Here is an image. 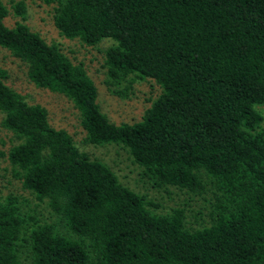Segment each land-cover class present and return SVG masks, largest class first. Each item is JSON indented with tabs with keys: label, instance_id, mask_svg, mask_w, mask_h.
Wrapping results in <instances>:
<instances>
[{
	"label": "trees",
	"instance_id": "1",
	"mask_svg": "<svg viewBox=\"0 0 264 264\" xmlns=\"http://www.w3.org/2000/svg\"><path fill=\"white\" fill-rule=\"evenodd\" d=\"M36 1L60 36L111 41L105 87L123 97L147 84L138 119L110 122L82 65L22 22L21 2L12 6L21 21L6 26L0 0V47L35 87L70 101L85 143L119 146L153 187L199 196L207 214L193 225L182 206L151 211L0 66L11 175L56 219L0 196V264H264V0Z\"/></svg>",
	"mask_w": 264,
	"mask_h": 264
},
{
	"label": "rangeland",
	"instance_id": "2",
	"mask_svg": "<svg viewBox=\"0 0 264 264\" xmlns=\"http://www.w3.org/2000/svg\"><path fill=\"white\" fill-rule=\"evenodd\" d=\"M8 9L7 17L3 19L6 26L15 21H21L20 16L12 8L14 3L24 5L22 22L37 32L47 42L57 43L61 52L74 64L80 63L96 88V101L101 112L107 119L117 124L119 122L132 123L141 113L144 93L148 91L147 84L134 82L126 89V96L117 97L106 89L105 68L103 67L104 49L111 43L108 39H101L95 45H86L77 39H67L60 36L53 28L49 10L36 0H3ZM0 66L6 68L8 77L6 83L20 93L28 102L43 106L52 126L65 129L74 140L76 146L90 158L106 164L117 176L119 182L131 190L145 195L156 206H150L154 213H164L171 208L182 206L190 215L193 225L200 224L207 214V204L199 196L179 190L172 186L153 187L151 182L141 174V169L132 162L129 154L114 144L92 145L83 141V134L78 123V113L73 105L63 95L47 89L37 88L28 81L24 73L23 64L13 58L9 52L0 47ZM1 118V117H0ZM10 132L0 124V196L12 193L26 199L25 207L33 210L40 220L56 221L45 202L36 201L27 190L20 187L18 180L11 175V170L5 158L8 147L14 143ZM191 214L195 218L191 217Z\"/></svg>",
	"mask_w": 264,
	"mask_h": 264
}]
</instances>
